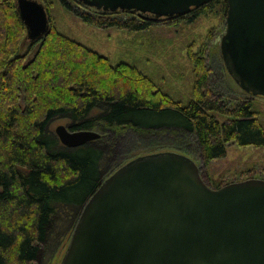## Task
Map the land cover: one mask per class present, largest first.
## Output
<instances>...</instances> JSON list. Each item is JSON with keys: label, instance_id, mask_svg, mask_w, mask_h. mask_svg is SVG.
I'll use <instances>...</instances> for the list:
<instances>
[{"label": "trees", "instance_id": "1", "mask_svg": "<svg viewBox=\"0 0 264 264\" xmlns=\"http://www.w3.org/2000/svg\"><path fill=\"white\" fill-rule=\"evenodd\" d=\"M16 1L0 0V250L9 249L17 233H23L20 264H39L54 245L55 256L63 253L85 203L110 174L140 156L137 151L183 152L194 141L207 164L226 157L230 144L264 148V126L251 99L231 106L212 90L204 55L189 50L196 81L194 97L184 105L138 67L113 65L61 33L46 2L50 32L42 40H28ZM56 1L99 27L144 32L160 21L147 13L92 12L78 0ZM217 8L227 13V0L186 13L188 21ZM59 118L68 119L71 131L95 130L101 137L65 147L52 128ZM127 130L136 134L134 149L116 159L114 171L105 175L104 141L110 132L122 136ZM9 224L12 231L6 230ZM0 264H9L7 255L0 254Z\"/></svg>", "mask_w": 264, "mask_h": 264}, {"label": "water", "instance_id": "2", "mask_svg": "<svg viewBox=\"0 0 264 264\" xmlns=\"http://www.w3.org/2000/svg\"><path fill=\"white\" fill-rule=\"evenodd\" d=\"M107 12L156 17L191 12L213 0H78ZM27 39L50 32L44 3L17 0ZM221 51L229 73L264 96V0H227ZM55 133L68 148L96 141L95 130ZM60 264H264V179L211 187L199 164L168 150L137 156L110 174L85 203Z\"/></svg>", "mask_w": 264, "mask_h": 264}, {"label": "rangeland", "instance_id": "3", "mask_svg": "<svg viewBox=\"0 0 264 264\" xmlns=\"http://www.w3.org/2000/svg\"><path fill=\"white\" fill-rule=\"evenodd\" d=\"M39 1L50 5L52 24L61 33L108 57L113 65L129 63L138 67L162 91L184 105L193 99L196 81L195 65L189 57V50L204 55L208 67L211 68V89L231 106L251 99L252 109L264 126V96L250 95L238 84L225 65L221 39L226 32L227 13L220 10L221 7L199 16L194 22L188 21L186 13L172 19L161 17L159 23L147 31L135 32L116 27H99L84 21L77 12L67 10L56 0ZM86 9L92 12L97 10L90 6ZM118 15L131 17L130 14ZM216 116L221 121L226 119L218 114ZM60 124L68 127L69 121L66 118L56 119L52 124L54 132ZM132 133L127 130L122 136H116L110 132V138L105 139L108 150L103 168L105 175L114 171L116 159L134 149L132 139L136 134ZM146 138L155 139L152 136ZM137 152L141 156L155 151L150 149ZM182 153L191 156L199 164L203 178L213 188L250 178L264 179V148L230 144L226 157L207 164L194 141ZM60 228L61 223L56 225L58 231ZM54 242V239L53 243L51 240L50 245L52 243L53 246ZM55 246L57 245L45 251L39 264L61 263L67 247L63 253L55 256Z\"/></svg>", "mask_w": 264, "mask_h": 264}, {"label": "clouds", "instance_id": "4", "mask_svg": "<svg viewBox=\"0 0 264 264\" xmlns=\"http://www.w3.org/2000/svg\"><path fill=\"white\" fill-rule=\"evenodd\" d=\"M62 163H65L62 161ZM23 222V221H19ZM13 225L9 224L6 228L7 231L13 230ZM35 234V231H34ZM25 236L23 233H17L16 239L12 245L9 246V249L0 250V254L7 255L9 259V264H20L19 261V252H20V245L22 244Z\"/></svg>", "mask_w": 264, "mask_h": 264}]
</instances>
